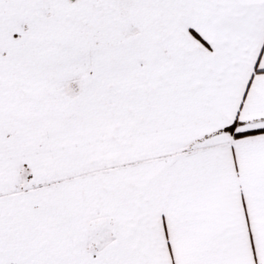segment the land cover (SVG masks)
I'll list each match as a JSON object with an SVG mask.
<instances>
[{
  "label": "snow or ice",
  "instance_id": "1",
  "mask_svg": "<svg viewBox=\"0 0 264 264\" xmlns=\"http://www.w3.org/2000/svg\"><path fill=\"white\" fill-rule=\"evenodd\" d=\"M0 264H264V0H0Z\"/></svg>",
  "mask_w": 264,
  "mask_h": 264
}]
</instances>
